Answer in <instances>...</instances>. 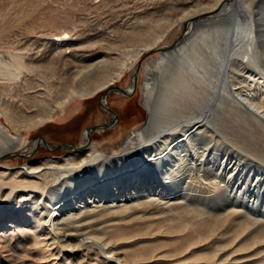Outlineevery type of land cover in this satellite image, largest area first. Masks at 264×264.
<instances>
[{
	"label": "bare ground",
	"instance_id": "6f19581e",
	"mask_svg": "<svg viewBox=\"0 0 264 264\" xmlns=\"http://www.w3.org/2000/svg\"><path fill=\"white\" fill-rule=\"evenodd\" d=\"M175 26L120 148L93 131L81 146L87 127L64 156L0 164V264H264V165L205 146L264 162V0H0V158L45 145L29 135L78 102L134 90Z\"/></svg>",
	"mask_w": 264,
	"mask_h": 264
},
{
	"label": "rangeland",
	"instance_id": "374dc122",
	"mask_svg": "<svg viewBox=\"0 0 264 264\" xmlns=\"http://www.w3.org/2000/svg\"><path fill=\"white\" fill-rule=\"evenodd\" d=\"M182 32L183 29L181 30L179 29V26H175L168 33V35L158 43V47L140 57L138 63L142 64L141 68L139 69V75L136 83L137 86L134 90L128 91V93H124L127 94L126 96H119V94H116L115 92H111L108 94L104 93L105 97H107L110 107L117 114L118 119L113 127L103 130H93L90 143H97L101 149L106 151L118 149L120 148L121 142L132 130L138 129L146 122L148 114L142 103L144 82L145 79H150L152 82H158L159 78L163 76L164 71L162 72L161 70H159L160 68L157 63L161 58H166L161 55L160 51L154 50L159 48L160 46L173 44V42L179 39V37L182 35ZM196 35H199V28L195 30L194 34L191 35V37L187 41V44H190L191 40ZM144 61L149 63V69L143 66ZM133 74L134 66L125 72L123 77L119 81H117V84L122 88L129 87L133 84ZM103 97H101V95H96L91 98L84 99L82 103L78 102L75 106L76 109H73L72 115L67 119H63V121H60L59 123L57 122L55 125H49L48 127L43 128L41 131L35 133L33 137L32 135H29V138H31L30 146H32L34 139L38 138V136H43L45 140L48 141L51 145H57L66 141H72L76 144L83 143L86 140L84 137V131L87 127L105 124L114 120L113 114L109 112L108 109L105 110L102 108V103L100 100L103 99ZM100 110H102L105 114H101ZM4 122L3 123L5 125H8L5 119ZM206 145L211 147L210 151L212 152L216 150L218 151L219 149L221 154L229 152L231 157H238L241 159L248 158L249 160L255 162V164L253 165L256 169L259 166L264 165V162L260 161L254 156L252 157L249 152L237 145L231 146L229 143H225L223 144V146H220L215 140L209 141L207 144H205V146ZM129 147L130 146H126L122 148L119 153L125 152ZM72 149L74 148L68 147L51 150L48 149L45 145H40L39 147L33 148V150L30 151V154L26 156L8 154L4 156L2 155V157L0 158V164L10 167L23 166L32 160L43 159L47 156H64L72 152ZM257 173L258 171L255 170V174ZM210 181H214L213 176H210L203 181L201 180V187L199 189L201 191H203L204 189H208V182ZM59 185L60 183L55 186L57 187ZM225 225L226 227L228 226V224L225 223L221 226L222 228L220 227L219 230L223 229V226L225 227ZM219 232L221 233L222 230Z\"/></svg>",
	"mask_w": 264,
	"mask_h": 264
},
{
	"label": "water",
	"instance_id": "95a60500",
	"mask_svg": "<svg viewBox=\"0 0 264 264\" xmlns=\"http://www.w3.org/2000/svg\"><path fill=\"white\" fill-rule=\"evenodd\" d=\"M185 28H186V26L184 27V29ZM179 40H181V38H179L178 40H176L175 42H173V45L174 44H177ZM136 73L137 72L135 71V74H134L135 77H137V74ZM114 87H116L117 89L121 90L122 92H126L125 89L119 87L118 85H115ZM101 97H102V95H101ZM100 101L102 102V99ZM107 109L109 110V112H111L113 114L114 120L112 122H108V123H105V124L88 127L87 130H86V132L88 133V139H87V141L85 143L81 144V146H85L90 141V133H91V131H93L95 129H106V128H109V127L113 126V124H115V122L118 119L117 114L109 106H107ZM38 139H39V141H38L39 144L41 143L40 140H42V141L45 142V146L48 149H51V150H55V149H59V148H64L67 145H74L75 147H77V144L74 143V142H72V141H66V142H62V143L57 144V145H51V144H49L48 141H46L44 139L43 136H38ZM35 147H38V144L35 145ZM29 154H30V152L27 153V154H25V155H29Z\"/></svg>",
	"mask_w": 264,
	"mask_h": 264
}]
</instances>
